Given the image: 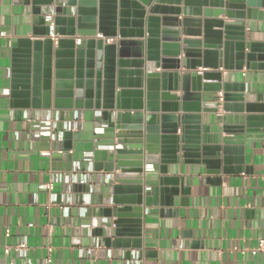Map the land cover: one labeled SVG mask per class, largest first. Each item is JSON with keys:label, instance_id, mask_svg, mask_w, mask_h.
I'll return each instance as SVG.
<instances>
[{"label": "water", "instance_id": "95a60500", "mask_svg": "<svg viewBox=\"0 0 264 264\" xmlns=\"http://www.w3.org/2000/svg\"><path fill=\"white\" fill-rule=\"evenodd\" d=\"M225 1L25 0L36 40L13 41L24 50L12 64L9 106L36 147L62 164L61 215L84 249L141 256L144 213H175L174 198L190 191L173 167L229 173L244 164L235 146L264 120V101L232 78L264 69V43L246 34L247 20L264 21V0ZM182 66L207 72H168Z\"/></svg>", "mask_w": 264, "mask_h": 264}, {"label": "crops", "instance_id": "0c3cea01", "mask_svg": "<svg viewBox=\"0 0 264 264\" xmlns=\"http://www.w3.org/2000/svg\"><path fill=\"white\" fill-rule=\"evenodd\" d=\"M24 2L0 0V264H44L48 257L52 264H264L263 254L251 252L264 234V120L245 133L242 145L235 146L242 153L233 157H242L244 164L234 163L231 172L225 173L222 165H187L183 173L173 167L170 175L189 180L190 191L185 197L174 198L175 213H144L141 256L135 251L134 257H126V252L115 249L86 250L74 240L58 200L63 193L62 164L52 162L36 147L9 106L12 64L24 50L21 43L14 47L13 41L36 40L32 37L33 16ZM218 20L232 23L225 16ZM246 34L248 40L264 43V21L247 20ZM185 39L200 40L180 33V40ZM183 58L182 54L179 59ZM149 67L144 65L143 70ZM168 72L182 75L207 70L186 71L182 66ZM218 72L223 74V82L230 80V73ZM232 81H244L253 100L264 101V69L245 68L236 72ZM172 95L181 97L182 92ZM215 97L222 102V93ZM215 119L204 116L205 123ZM69 207L79 206L71 203ZM22 243L28 247L26 259L17 252Z\"/></svg>", "mask_w": 264, "mask_h": 264}, {"label": "built area", "instance_id": "2783aa9c", "mask_svg": "<svg viewBox=\"0 0 264 264\" xmlns=\"http://www.w3.org/2000/svg\"><path fill=\"white\" fill-rule=\"evenodd\" d=\"M51 38L53 40L56 39V37L54 35L51 36ZM99 38H102L101 35H98L97 36V39ZM107 40V43H112L114 42L113 39H106ZM78 44L80 43V41H77ZM263 168H264V160H263ZM49 189H53V185H50L49 186ZM7 235H9V232L7 233ZM27 251H28V247H27V244L26 243H22L18 248H17V252L19 254V256L21 258H25L27 257ZM252 254L253 255H257V254H263L264 255V234L259 238L258 240V244H257V247L252 249L251 250ZM24 264H31L29 261L27 263H24ZM44 264H52V259L51 257H48L46 260H45V263Z\"/></svg>", "mask_w": 264, "mask_h": 264}]
</instances>
